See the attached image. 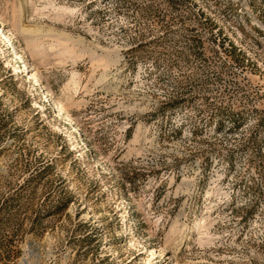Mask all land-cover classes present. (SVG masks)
I'll return each instance as SVG.
<instances>
[{"label": "rangeland", "instance_id": "obj_1", "mask_svg": "<svg viewBox=\"0 0 264 264\" xmlns=\"http://www.w3.org/2000/svg\"><path fill=\"white\" fill-rule=\"evenodd\" d=\"M0 264H264V0H0Z\"/></svg>", "mask_w": 264, "mask_h": 264}, {"label": "bare ground", "instance_id": "obj_2", "mask_svg": "<svg viewBox=\"0 0 264 264\" xmlns=\"http://www.w3.org/2000/svg\"><path fill=\"white\" fill-rule=\"evenodd\" d=\"M4 38H5V40L7 41V42H10L11 41V39L10 38H8L6 35H4ZM14 51V57H17V58H19V53H17L15 50H13ZM26 66V65H25ZM28 80L32 83V82H34V84H36V85H39V82H38V80H37V75H36V73L35 72H29L28 74ZM39 87L42 89V86H40L39 85ZM43 92V94H45L46 92H45V90L44 91H42ZM47 95H49V94H47ZM53 105H54V109H53V111L56 113V112H58V114H63V110H62V108L57 104V103H53ZM63 116H64V118L67 120V121H69L70 122V120H69V118L67 117V116H65L64 114H63Z\"/></svg>", "mask_w": 264, "mask_h": 264}]
</instances>
